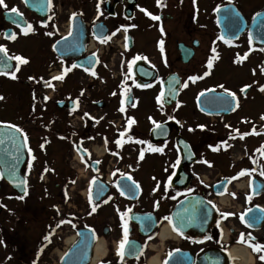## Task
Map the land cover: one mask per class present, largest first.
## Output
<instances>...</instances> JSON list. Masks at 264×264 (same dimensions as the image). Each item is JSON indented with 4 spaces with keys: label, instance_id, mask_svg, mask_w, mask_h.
I'll return each instance as SVG.
<instances>
[{
    "label": "flooded vegetation",
    "instance_id": "obj_1",
    "mask_svg": "<svg viewBox=\"0 0 264 264\" xmlns=\"http://www.w3.org/2000/svg\"><path fill=\"white\" fill-rule=\"evenodd\" d=\"M204 1L209 13L201 27L214 43L210 58H217L212 69L193 72L199 81H194L195 96L187 105L182 95L190 87L184 86L177 67L179 62L193 64L202 40H179L176 22L180 15L193 16V0H161L162 6L157 0H51V7L48 0H5L7 9L0 7V45L8 56H21L28 63L17 71V62L5 57L6 72H15L16 78L0 74V125L22 129L28 146L16 158L26 181L23 199L2 177L0 164V264H242L240 249L247 252L246 264H264V250L254 252L249 246L264 245V75L257 79L264 46L253 43L247 27L228 40L216 11L218 6L236 7L232 10L239 11L240 19L223 15L233 31L242 17L249 25L264 10V0ZM12 7L21 16L11 13ZM141 9L160 19H151ZM28 24L33 31L25 35L22 29ZM12 33L16 38H7ZM60 40L65 47L54 48ZM243 42L235 52L246 58L230 66L241 84L228 89L210 83L215 70L229 67L217 56L221 48ZM180 44L194 52L186 63ZM4 56L0 53V63ZM137 61L143 63L135 71ZM171 73L182 78L178 98L167 105L162 96L157 103ZM61 74L63 80L53 79ZM20 80L29 91L21 96ZM225 89L235 94V107L227 108L231 112H221V105L206 112L198 108L201 92L227 94ZM129 118L135 121L131 125ZM153 121L161 125L155 141ZM180 136L190 143L194 159L183 157ZM149 145L163 152H153ZM191 196L198 198V210L179 208ZM128 209V243L121 259L120 213ZM241 234L245 242H239Z\"/></svg>",
    "mask_w": 264,
    "mask_h": 264
},
{
    "label": "water",
    "instance_id": "obj_2",
    "mask_svg": "<svg viewBox=\"0 0 264 264\" xmlns=\"http://www.w3.org/2000/svg\"><path fill=\"white\" fill-rule=\"evenodd\" d=\"M28 2V0H26ZM233 6H227L224 8H219L220 11H217V15L219 17V23L220 27L222 28L223 32H226V36H228L230 39H234L240 34V32L245 28V22L243 19L238 20V23H242V26H240L237 23V30L230 31L227 27L231 25V22L228 18L232 20L240 19L238 16L239 14H236L238 12H234L232 9ZM235 9V8H234ZM236 10V9H235ZM231 12V13H230ZM227 14L228 18H223L224 14ZM260 16H255L251 22L249 27L250 37L255 43L264 45V11L260 12ZM240 26V28H239ZM239 28V29H238ZM65 41L61 40L55 47L61 48L65 47L66 44H64ZM180 49L182 51V57L184 62H188L190 59H192L194 52L187 47H184L182 44L180 45ZM65 56V55H64ZM7 63V60L5 56L3 57V61L0 63V70L7 71L8 67H5L4 64ZM143 63V62H142ZM142 63L140 61H137L135 63V71L137 68L141 67ZM2 66V67H1ZM264 69V68H263ZM264 73V71H263ZM152 77H150L149 80H151ZM181 85L180 78L176 74H171L167 77L164 88V100L167 104H172L178 94L179 87ZM198 106L200 110L206 112V110L209 107H217L221 105L223 107L221 112L229 113L231 112L230 109H227L228 107H235V100L231 96L225 93H215L214 91H209L206 93H203L198 98ZM158 133V128H155L152 131V139L156 140V134ZM23 137L20 135V133L15 132L13 128H10L8 126H2L0 125V140L3 141V143H0V164L2 166V177L7 180V182L18 191L19 194H24V189L26 185L20 184L19 182L21 180H24L20 176L21 171V165L16 164L18 155H21V153L24 151V144H21V140ZM182 139V138H181ZM184 142H180V148L183 155L190 154L192 155V159L194 158V152L190 146V144L182 139ZM198 202L197 197H190L188 200L181 202L179 205V208L183 207L185 209L191 210L195 209L198 210V207L196 204ZM194 204V207L192 206Z\"/></svg>",
    "mask_w": 264,
    "mask_h": 264
},
{
    "label": "rangeland",
    "instance_id": "obj_3",
    "mask_svg": "<svg viewBox=\"0 0 264 264\" xmlns=\"http://www.w3.org/2000/svg\"><path fill=\"white\" fill-rule=\"evenodd\" d=\"M247 7V6H244ZM195 8L193 10V16L192 13L190 15H180L178 18V21L176 22V32H177V36L179 38V40H190L192 38H197L200 37L202 40V44L199 47V49H197V56L195 58V61H193V64L191 65H185L182 64L181 62H179L178 64V71L184 76V81L185 84H187L186 88H189L187 91L183 92L182 98L185 99L183 104H187L189 105L191 102H193L194 96H195V89L197 88V84H195V82L199 81V77L196 74V77H198V79L195 80L194 84L193 81L189 80L188 78L190 76L193 75L194 71H197L198 73H202L205 71V69L207 68L208 65V61L211 59L210 58V52L213 50L212 49V45L214 43H211L207 37V33L206 31L201 27L204 26V19L206 14L209 13V7L206 5L204 0H196L195 2ZM194 11H196V13L198 14V16L195 17L196 13H194ZM170 26V25H169ZM245 42L243 43H236V44H232L230 49L227 50L226 48H221V52L219 51V55L221 60L223 61V64L227 63L226 65H229L228 68H225V66H223V69L226 70H221V69H217L213 72V80L210 83H214L217 84L219 87H221V85L223 87H226L228 89H234L236 88L238 85L241 84L240 79L236 76V74L232 73L235 70L231 71L232 69H230V66L235 67L234 64H236L237 61V54L235 52L238 44L241 46L243 45ZM223 46H225L223 43L221 44ZM154 45H151V47H153ZM224 49H226V51H224ZM152 53H154V50L151 49L150 50ZM114 59L116 61H118L117 57H114ZM214 56L212 57V64H214ZM260 64V61L258 60V65ZM22 65V64H21ZM26 65V64H24ZM245 67V66H244ZM26 68V67H25ZM24 68V69H25ZM22 69V70H24ZM196 69V70H195ZM21 70V71H22ZM221 72V73H220ZM23 73V71H22ZM22 73L20 72V75H22ZM231 73V74H230ZM84 79L85 75L83 76ZM77 80H82L80 78H78L76 76ZM262 78V73L257 71V79L261 80ZM21 79L24 80V78L21 76ZM202 81V80H201ZM192 84V85H191ZM191 85V86H190ZM201 85H205V83H202ZM29 91L25 88V86L23 85L22 81H19V95L21 96L22 93H28ZM197 93V91H196ZM181 105V104H180ZM185 105L182 107L181 110H184ZM248 185H245L243 187V190L247 189ZM6 195H10V194H6ZM11 201H9L10 203ZM7 202H5L4 204H6Z\"/></svg>",
    "mask_w": 264,
    "mask_h": 264
},
{
    "label": "snow or ice",
    "instance_id": "obj_4",
    "mask_svg": "<svg viewBox=\"0 0 264 264\" xmlns=\"http://www.w3.org/2000/svg\"><path fill=\"white\" fill-rule=\"evenodd\" d=\"M193 2L195 3V0H193ZM48 5H49V7H51V0H48ZM157 5L158 6H162L161 5V0H157ZM0 7H3L5 9H7V5L5 4V0H0ZM141 11H144L145 14L146 15H149L151 17V19H153V20H159L160 19L159 16H153V15H151V13L147 12L145 9H141ZM216 11H220L219 6L217 7ZM10 12L13 13V14H16L17 16H21V14L18 12V9L16 7H12L10 9ZM260 15H261L260 13H257L256 14V16H260ZM75 16H76V13H73V17H75ZM49 19H51V17H49ZM13 23H16L17 26H19V22L17 20H14ZM22 31H23V34L27 35L29 32H32L33 31L32 25L31 24H28L26 28H23L22 29ZM47 35H52V33L49 32V33H47ZM69 35H71V32L69 33ZM113 35H115V33H113ZM7 38H9V39H15L16 38V33H12L11 36H9ZM98 38L99 39H102V42H106L107 39H108V37H102V38L98 37ZM219 39H224V37L221 36V37H219ZM250 42H251V40H250ZM57 43H59V41H57ZM225 43H230V41H227L226 40ZM160 44H161V49L160 50H161V52H163V47H162L163 41H161ZM53 47L55 48V45H53ZM213 51L215 52V49H213ZM0 53H3L5 55V57H7L8 60H13L14 59L17 62L16 63V69H17V71L19 70V66L21 64L28 63L27 59H25V58H23L21 56H8L7 49L4 46H2V45H0ZM246 56H247V54H245V57H239V56H237V61L243 60L244 58H246ZM215 58H217V57H214V59ZM136 59H144V58L143 57H137ZM5 66H7V65L5 64ZM73 67H76V65H73ZM207 67L208 68H211L212 67V59H210L208 61ZM128 68H129V73H131V70H132V64L131 63H129ZM64 71L66 73L67 71H70V69H65ZM85 71H88V69H85ZM262 71H264V69H262ZM0 74H2V75H10L11 78H13V79L16 78L15 72L8 73V72H5L3 70H0ZM207 74L208 73H205V75H207ZM92 75H95V72H92ZM30 79H31V77H30ZM53 79L63 80L64 79V74L55 76V77H53ZM188 79L194 82L196 79H198V77H196V76H190ZM45 83H47V82H45ZM136 86L137 87H141V85H139V84H137ZM148 86L149 85H143V87H148ZM184 86L187 87V84H185ZM221 87H223V86L221 85ZM260 90L261 91H264V87H261ZM241 91H244V89H241ZM225 92H227V94L229 96H231L233 98V100H235V94L234 93L229 92L227 89H225ZM163 95H164V93H163V91H161L160 96L157 97V103H160L161 102V97ZM0 99H3V97H0ZM45 99H47V98L45 97ZM123 105H124V101L121 100V107L119 109L121 112L124 111V106ZM134 106L135 105H133V107ZM261 119H264V116H262ZM134 122L135 121L132 118H129L128 119V124L129 125L133 124ZM153 123L156 125L157 128L161 127V125L156 124L155 121H153ZM7 126L10 127V128H13L15 130V132L20 133V135L23 137L24 147H27L28 146L27 135L24 134L23 130L20 129L19 127H17L16 125L9 124ZM200 127H203V126H200ZM123 135L124 134L121 133V136H123ZM243 135H248V133H245ZM243 135H241V137H240L241 139H243ZM0 143H3V141L0 140ZM116 143L119 146L121 144V141L120 140H117ZM138 143H144V142L143 141H138ZM43 147H44V145L42 144L41 145V148H43ZM148 147L153 152H163V149L162 148H154L151 145H149ZM213 150H216V149H213ZM29 155H31V149H29ZM143 156H144V151L142 150L140 152V158L142 159ZM32 159H35V157L33 156ZM177 163H179V160H177ZM204 163H208V162L207 161H204ZM30 166L31 165H29V167ZM209 166H211V165H209ZM245 172H246V170H242L241 173H240V175H244ZM261 174L264 175V173H261ZM127 179L128 180H132L131 176H128ZM169 179H171V178H169ZM19 183L26 185V181L25 180H21ZM132 186H134V188H135L136 191H139V187L140 186H139V184L136 181L132 180ZM118 190H120V194L121 195H125V192L122 189H119L118 188ZM131 190H132V187H129V191H131ZM24 194L27 195V188L26 187L24 189ZM18 198L19 199H23V196L18 197ZM248 199L250 200L251 199V196H249ZM89 202L91 203V196L89 197ZM209 203L211 204V201H209ZM2 206L3 205H0V207H2ZM213 207H215V205H213ZM95 211H96V207H93L92 208V212H95ZM129 211H131V210L128 209L127 211H125L123 213H120V218H121V221H122V225L121 226H122V228L124 230V235H123V239H121V241L119 242V246H118V249H117V255L120 256L121 259H123V256H124L125 245L128 243V239H127V237H128V227H127V221L125 220V217L128 215V212ZM247 211L248 212H251L252 209H248ZM260 211L261 212H264V209H261ZM222 215H224L226 217L227 215H231V213H224ZM165 219H169V218L165 217ZM253 219L256 220V219H259V218L253 217ZM240 220H241L242 223L245 222V214H241ZM169 222L171 223V221H169ZM174 230H178V229H176L175 226H174ZM248 235H249L250 240H254L255 239L254 237H251V234L250 233ZM206 238H208V237H206ZM45 239H48V237H45ZM239 242H245L243 240V234H241V240ZM0 243H3V241H0ZM249 246L252 247V249H253L254 252H260V251L264 250V245H261L259 243H257V244H251V243H249ZM169 255H171V253H169ZM260 259L261 260H264V255L260 256Z\"/></svg>",
    "mask_w": 264,
    "mask_h": 264
},
{
    "label": "bare ground",
    "instance_id": "obj_5",
    "mask_svg": "<svg viewBox=\"0 0 264 264\" xmlns=\"http://www.w3.org/2000/svg\"><path fill=\"white\" fill-rule=\"evenodd\" d=\"M223 201H226L227 198H223L222 199ZM237 253L242 256V259H244V262L242 264H246V261L248 259V255H247V252L245 250H238ZM153 263L155 264V260L153 261Z\"/></svg>",
    "mask_w": 264,
    "mask_h": 264
}]
</instances>
